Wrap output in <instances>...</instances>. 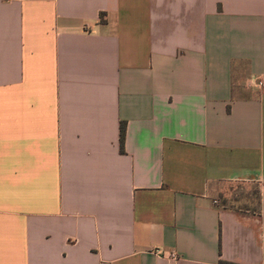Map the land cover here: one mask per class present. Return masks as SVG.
I'll return each instance as SVG.
<instances>
[{
	"label": "crops",
	"instance_id": "0c3cea01",
	"mask_svg": "<svg viewBox=\"0 0 264 264\" xmlns=\"http://www.w3.org/2000/svg\"><path fill=\"white\" fill-rule=\"evenodd\" d=\"M263 187L264 0H0V264H264Z\"/></svg>",
	"mask_w": 264,
	"mask_h": 264
},
{
	"label": "rangeland",
	"instance_id": "374dc122",
	"mask_svg": "<svg viewBox=\"0 0 264 264\" xmlns=\"http://www.w3.org/2000/svg\"><path fill=\"white\" fill-rule=\"evenodd\" d=\"M227 189L229 190V192H234V197H235V194L237 193H239V196H238V198L240 199V203H241V205H247V203H248V201L250 200V198L248 197V194H242V192H243V190L242 189H244V193H246V192H248V191H250V190H255V187L254 186H244V188H240V187H238V186H231V185H229L228 187H227ZM237 199V198H236ZM255 204V203H254Z\"/></svg>",
	"mask_w": 264,
	"mask_h": 264
},
{
	"label": "trees",
	"instance_id": "16d2710c",
	"mask_svg": "<svg viewBox=\"0 0 264 264\" xmlns=\"http://www.w3.org/2000/svg\"><path fill=\"white\" fill-rule=\"evenodd\" d=\"M125 134H126V124L123 123L120 130V144H121L122 152L124 151ZM219 264H232V263L220 261Z\"/></svg>",
	"mask_w": 264,
	"mask_h": 264
},
{
	"label": "built area",
	"instance_id": "2783aa9c",
	"mask_svg": "<svg viewBox=\"0 0 264 264\" xmlns=\"http://www.w3.org/2000/svg\"><path fill=\"white\" fill-rule=\"evenodd\" d=\"M253 81L254 80H250L249 82H248V85H250V84H252L253 83ZM262 85V84H261ZM263 189H264V187H263ZM216 204H218L217 202H215ZM158 254H164V253H160V252H157ZM171 259H176V256L175 255H173V254H171V257H170Z\"/></svg>",
	"mask_w": 264,
	"mask_h": 264
}]
</instances>
